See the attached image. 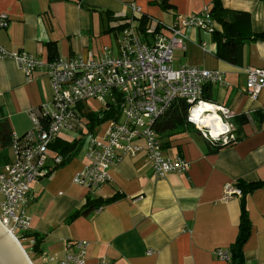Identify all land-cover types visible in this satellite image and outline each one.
I'll list each match as a JSON object with an SVG mask.
<instances>
[{"label": "crops", "instance_id": "0c3cea01", "mask_svg": "<svg viewBox=\"0 0 264 264\" xmlns=\"http://www.w3.org/2000/svg\"><path fill=\"white\" fill-rule=\"evenodd\" d=\"M219 1L226 8L250 13V22L240 26L241 57L237 59L235 42H224L221 54L215 29H224L213 22L211 28H180L178 38L183 43L174 49L172 65L224 73L225 83L211 84V96L206 98L229 108L232 132L236 137L240 129L239 139L212 152L209 137L190 127L191 131L172 138L162 148L166 158L188 160L187 171L157 178L142 151L123 156L110 169L105 184L89 189L74 180L86 163L91 137L84 134L88 119L83 113L100 112L106 104L98 110H88L87 101L79 104L83 111L77 106L70 124L55 139L64 143L82 140L79 151L58 166L55 158L64 160L66 156L49 147L46 175L30 183L24 211L31 232L44 239L41 252L36 253L39 264H63L68 242L78 240L89 243L85 264H99L100 259L109 264H233L231 259L218 257L217 250L231 252L240 232L244 202L251 224L243 246L244 264H264V184L249 191L245 201L242 195L225 197L227 183L240 188L239 182L264 181V87L253 96L246 86L247 69L264 68V40L254 38L264 31V0ZM214 2L0 0V18L10 20L7 27H0V46L43 60L50 58V43L56 44L57 57L92 52L99 58L107 49L116 55L125 21H134L136 27L141 17H147L151 26L144 39L159 33L173 36L175 24L181 25L185 17L203 15ZM52 99L51 80L43 69L28 77L15 59L0 58V120L9 123L14 135L30 131L33 114ZM241 116H246L244 123ZM15 159L12 145L0 146V168ZM78 210L82 212L68 221ZM27 240L31 248L33 238Z\"/></svg>", "mask_w": 264, "mask_h": 264}, {"label": "built area", "instance_id": "2783aa9c", "mask_svg": "<svg viewBox=\"0 0 264 264\" xmlns=\"http://www.w3.org/2000/svg\"><path fill=\"white\" fill-rule=\"evenodd\" d=\"M135 12L140 8L133 6ZM10 20L2 16L0 27ZM213 20L208 11L203 15L185 17L175 24L173 36L162 33L144 39L137 32L134 21L122 27L119 53L107 49L102 57L92 52L43 60L25 51H9L0 46V58H13L30 77L34 70L45 71L53 87L51 105H43L33 114V127L26 134L14 135L12 147L16 159L0 168V220L10 230H28L30 219L25 215L30 183L46 175L49 147L59 132L70 124L76 107L91 98L118 104L120 117L104 122L100 132L92 134L86 151V163L75 176V182L89 189L100 187L110 178V169L125 155L146 151L153 174L164 178L171 172H185L190 163L180 156L166 158L155 124L178 99L190 104L188 124L211 140L227 142L235 138L230 122V110L213 103L204 96L207 84H224L220 70L195 65H172L174 49L182 46L181 27L211 28ZM246 86L255 96L264 87V68H248ZM208 120V124L204 121ZM226 125L218 132L217 125ZM214 123V125H213ZM62 157L55 158L60 164ZM242 195L231 183L225 186V197ZM88 241L68 242V254L63 264H85ZM76 248L78 251H73ZM223 260L231 259V252L218 249ZM99 264H109L100 259Z\"/></svg>", "mask_w": 264, "mask_h": 264}, {"label": "trees", "instance_id": "16d2710c", "mask_svg": "<svg viewBox=\"0 0 264 264\" xmlns=\"http://www.w3.org/2000/svg\"><path fill=\"white\" fill-rule=\"evenodd\" d=\"M212 17L213 22L221 23L223 26V31H218L215 29L216 37L218 40V47H220L221 54H223V44L224 42H235L237 45V59L241 57V33H240V26L243 23L250 22V13L247 11L236 10V9H229L221 5L219 0H215L214 5L208 11ZM130 23L129 20L125 21L121 24V28L125 25ZM151 26L150 20L147 17H141L138 21L136 26L137 32L140 34L141 37L147 38L149 28ZM254 38L264 40V31L256 33ZM49 51H50V58L55 59L58 58L56 56L57 47L56 44L50 43L49 44ZM212 92V85L207 84L205 86V97H210ZM82 104V103H80ZM80 106L78 105V108ZM82 106L80 110H82ZM190 110V104L183 99L175 100L168 110L157 120L155 124V130L157 132L158 138L162 141V146H168L170 144V140L178 135H181L185 132L191 131L188 122V113ZM264 115V114H263ZM83 116H86L88 119L87 132L84 134L92 135L95 134V129L97 126H101L104 122L112 118L120 117V110L118 104H111L108 103V107H105L100 112L96 111H89L87 113H83ZM246 116H241V123H244ZM238 136L235 138H230L227 142L223 140H208V145L212 152H218L222 148H225L235 141L239 139L241 132L240 129H237ZM14 139V133L9 125V123L5 120H0V146L6 148L12 145V141ZM54 147L58 149V153L62 156H66L64 160L58 164V166L63 165L66 161L69 160L70 157L75 155L80 147L82 146V140H74L73 142L64 143L62 140H55L51 143L50 147ZM264 184V181H260L257 183H245L239 182V186L242 189V197L243 201H245V195L251 191L252 189ZM117 196L110 198L109 200L116 199ZM90 202V198H88V203ZM244 205V212L242 215V221L240 224V232L237 237L236 242L231 247V261L233 264H244V257H243V246L245 241L247 240L251 224L250 220L245 212V202ZM82 210H78L73 212L69 217L68 221L76 217L80 214ZM22 243V239L33 238V243L30 250L34 253L41 252L40 245L44 241L43 236L39 233L31 232L30 229L23 230L20 236L16 235ZM24 246V244L22 243ZM27 250V248L24 246ZM28 252V251H27Z\"/></svg>", "mask_w": 264, "mask_h": 264}, {"label": "water", "instance_id": "95a60500", "mask_svg": "<svg viewBox=\"0 0 264 264\" xmlns=\"http://www.w3.org/2000/svg\"><path fill=\"white\" fill-rule=\"evenodd\" d=\"M0 264H34L19 238L1 220Z\"/></svg>", "mask_w": 264, "mask_h": 264}, {"label": "rangeland", "instance_id": "374dc122", "mask_svg": "<svg viewBox=\"0 0 264 264\" xmlns=\"http://www.w3.org/2000/svg\"><path fill=\"white\" fill-rule=\"evenodd\" d=\"M52 100H51V102H52ZM49 105H51V104H49ZM104 105H105L104 101L101 99H98V98H91L86 102V108L88 110H98V109L102 108ZM73 135L74 134L70 135V136H72L71 139L75 138ZM77 136H79V138L82 137V135L80 133ZM84 152H85V150H84ZM22 231H23L22 229L16 227L14 230V233H15V235L20 236L22 234ZM22 243L27 248L28 254H29L30 258L32 259L33 263L39 264L38 254L34 253L32 250L29 249L30 248V245H29L30 242L27 239H22Z\"/></svg>", "mask_w": 264, "mask_h": 264}, {"label": "bare ground", "instance_id": "6f19581e", "mask_svg": "<svg viewBox=\"0 0 264 264\" xmlns=\"http://www.w3.org/2000/svg\"><path fill=\"white\" fill-rule=\"evenodd\" d=\"M204 123H205V124H208V120H205ZM213 125H214V123H213ZM224 125H226V121H225V120L222 122V125H217V127H215V130H217L218 132H220V131L222 130V128H223ZM214 126H215V125H214ZM5 226H6V225H5ZM6 227H7V226H6Z\"/></svg>", "mask_w": 264, "mask_h": 264}]
</instances>
